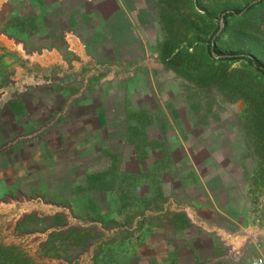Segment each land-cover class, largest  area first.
Returning a JSON list of instances; mask_svg holds the SVG:
<instances>
[{
  "label": "rangeland",
  "instance_id": "rangeland-1",
  "mask_svg": "<svg viewBox=\"0 0 264 264\" xmlns=\"http://www.w3.org/2000/svg\"><path fill=\"white\" fill-rule=\"evenodd\" d=\"M85 1L92 7L97 0ZM130 1L143 54L124 56L137 60L119 70L112 69L119 61L107 60L105 69L81 76L70 56L59 55L68 67L58 62L36 71L35 79L73 95L83 89L108 95L119 85L129 100L127 143L105 160L90 159L97 166L76 183L40 189L36 180L11 188L0 182V264H248L256 246L264 247V75L244 60L220 68L221 56L208 53L212 44L223 55L245 52L264 66V32L224 20L258 0ZM15 11L5 13L0 33L38 35L43 24ZM52 22L53 37L62 27ZM90 22L100 44L110 39L93 17ZM117 35L118 42L126 30ZM173 36V55L186 59L178 67L163 59ZM63 40L43 36L41 48ZM2 59L0 114L8 100L38 89L32 70L3 66ZM88 62L104 63L94 55ZM107 77L116 82H101ZM2 136L0 157L25 139ZM244 230L249 243L237 249L231 236Z\"/></svg>",
  "mask_w": 264,
  "mask_h": 264
},
{
  "label": "crops",
  "instance_id": "crops-1",
  "mask_svg": "<svg viewBox=\"0 0 264 264\" xmlns=\"http://www.w3.org/2000/svg\"><path fill=\"white\" fill-rule=\"evenodd\" d=\"M84 1L0 0V22H3L6 12L10 13L15 9L21 19L29 17L37 24H43V30L40 29L38 35L20 31L0 33L2 65L11 66L16 63L18 71L27 68L32 70L35 76L30 80L33 82L31 85H34L33 88L38 87L34 93L8 100L0 114V131L3 132L4 140L13 136L25 138L1 154L0 171L3 174L0 182L8 188L11 185H28L35 180L40 189L52 183L79 182L80 176L92 166H97L90 159L105 160L106 155L127 143L129 100L126 91L120 89L119 85L112 84L113 91L108 95L104 92L88 93L84 89L73 95L60 94L52 83L46 85L50 88H42L44 85L35 83L36 71L41 74L43 68L58 65V62L67 67L70 62L72 71L79 72L82 76L89 68L94 67L98 71L105 69L107 60L119 61L112 66V69L119 70L120 66L138 59L133 58L134 56L143 54L137 44V31L133 29V23L129 19L133 2L97 0L91 7ZM93 15H98L99 18ZM92 17L98 23V31L106 30V36L110 38L104 43L100 44L98 41L100 34H91L89 24ZM50 18L54 26L62 27L61 30L57 27L52 31L53 37L48 26ZM114 23H120L121 26ZM123 29L126 30V36L122 35L118 43L117 33L123 32ZM43 36L58 41L64 38V43L57 41L55 46L50 45V49L44 50L41 48L43 42L40 41ZM31 39L34 49H29ZM91 39L98 43L93 44ZM136 45L138 46L135 47ZM124 54L134 56L126 58ZM64 55L70 56L66 58L68 62L61 60ZM90 55L104 63L89 64ZM96 79L100 81L99 78ZM101 82L116 81L107 77ZM81 83L82 86L87 85V82ZM248 234L244 230L242 236H231L237 249L249 243ZM260 247L256 246L254 259L264 255V247ZM248 264L252 263L249 261Z\"/></svg>",
  "mask_w": 264,
  "mask_h": 264
},
{
  "label": "trees",
  "instance_id": "trees-1",
  "mask_svg": "<svg viewBox=\"0 0 264 264\" xmlns=\"http://www.w3.org/2000/svg\"><path fill=\"white\" fill-rule=\"evenodd\" d=\"M244 14L240 15V11L238 12H229L226 13L224 16V20L228 18H234L237 19V21H240L241 23L238 25L242 26V30L247 31L249 33H252L253 30L258 32H264V0H258L252 5L247 6L243 9ZM174 35L177 33L176 36L179 35L178 31H174ZM254 35V34H253ZM215 36V34H214ZM218 40L216 38L215 40H212L211 43H214ZM175 37H171L169 39V42L166 43L164 48V61L165 64L168 67H178L182 65L184 62H186V59L182 57V53L178 52L177 54L173 55V51L176 48V44H174ZM259 43L263 44L261 40H259ZM208 53L211 57H213L214 53H217L221 56V58L218 60L220 62H223L220 66L223 67L227 62H233L236 63L238 61L244 60L248 62L252 67H254L258 72L264 75V66L256 59L251 57L249 54L245 52H239L238 54H230V55H223L221 52L216 51L214 47H212V44H210V47H208ZM13 248V247H12ZM9 249V248H8ZM13 250V249H12Z\"/></svg>",
  "mask_w": 264,
  "mask_h": 264
},
{
  "label": "built area",
  "instance_id": "built-area-1",
  "mask_svg": "<svg viewBox=\"0 0 264 264\" xmlns=\"http://www.w3.org/2000/svg\"><path fill=\"white\" fill-rule=\"evenodd\" d=\"M252 264H264V255H260L259 257H257Z\"/></svg>",
  "mask_w": 264,
  "mask_h": 264
}]
</instances>
